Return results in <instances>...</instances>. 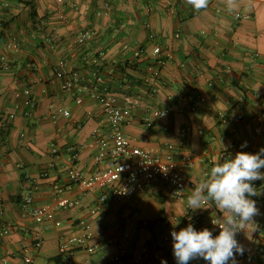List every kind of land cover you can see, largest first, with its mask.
I'll return each instance as SVG.
<instances>
[{
	"label": "crops",
	"instance_id": "crops-1",
	"mask_svg": "<svg viewBox=\"0 0 264 264\" xmlns=\"http://www.w3.org/2000/svg\"><path fill=\"white\" fill-rule=\"evenodd\" d=\"M157 44L171 57L155 78L148 67ZM127 62L134 67L118 70ZM61 70L79 79L77 89H63ZM107 91L123 105L132 98L126 134L171 154L190 196L216 164L264 148V3L234 0L229 10L228 0H208L196 10L186 0H0V264L28 256L32 264H172L173 230L198 219L212 231L226 215L210 200L190 209L164 182L124 203L101 202V189L67 188L74 166L85 177L96 168L94 131L111 129L97 97ZM255 182L259 211L236 234L245 249L236 264H264V180ZM30 193L33 206L62 195L75 204L37 223L24 206Z\"/></svg>",
	"mask_w": 264,
	"mask_h": 264
},
{
	"label": "built area",
	"instance_id": "built-area-1",
	"mask_svg": "<svg viewBox=\"0 0 264 264\" xmlns=\"http://www.w3.org/2000/svg\"><path fill=\"white\" fill-rule=\"evenodd\" d=\"M62 3L64 0H57ZM264 3V0H255ZM100 14V13H99ZM244 18H249L245 15ZM154 37V34L151 35ZM83 39L91 38V32H86L82 35ZM14 47L18 46L14 42ZM141 53L139 52L138 55ZM154 61L149 64V71L152 76L157 78L166 63V59L171 57V53L163 50L160 45H156L153 49ZM59 78H63V89L74 90L79 86V79L77 77L68 76L65 70L57 73ZM100 80V79H99ZM26 95L25 104L33 107L35 104L30 98V90L24 91ZM98 99L102 103L104 114L110 123V132L108 137H104L99 130L94 131V139L99 146V150L95 155L96 168L89 177H85L83 173L75 168L70 169L68 173V189L78 186L82 191H91L95 189L103 190L100 201L106 203L112 200L117 203H124L137 193L146 191L158 182H164L170 191V195L177 201L187 200L188 182L184 169L175 161L173 156L169 153H162L155 149L141 148L135 145L132 139L126 134L125 127L132 123L133 114L130 108L132 103L131 97H125L126 105L120 104L116 95L112 92H103L99 94ZM81 102V99H78ZM60 112L69 116L70 112L65 109H60ZM169 109L159 112L160 116L169 114ZM152 124L151 122L149 123ZM73 152V160H77L78 154ZM107 164L103 166L104 161ZM256 191L259 188L257 182H252ZM36 188V187H35ZM59 193H63L64 187L57 185ZM24 206L30 209L33 219L37 223H44L52 220L55 217L56 211L61 208L71 207L75 204L69 196H59L52 204L43 206H33V195L30 193L24 199ZM205 201L204 203H206ZM221 218H215L217 225L220 224ZM195 230L201 231L204 228L200 226L198 219L191 223ZM213 224V223H212ZM147 225V222H144ZM214 225L211 231L213 237L219 235L220 228ZM95 249L89 248L90 252ZM62 251L66 252V245L62 247ZM121 256H124V251L121 250ZM148 249H143L138 256V259H148ZM123 259V258H122ZM25 264H32L33 257L28 256L24 259ZM190 260L188 264H191ZM177 264L175 257L173 263ZM209 264V262H207Z\"/></svg>",
	"mask_w": 264,
	"mask_h": 264
},
{
	"label": "clouds",
	"instance_id": "clouds-1",
	"mask_svg": "<svg viewBox=\"0 0 264 264\" xmlns=\"http://www.w3.org/2000/svg\"><path fill=\"white\" fill-rule=\"evenodd\" d=\"M194 9L200 10L208 6V0H186ZM229 10L234 0H228ZM246 147V145H242ZM264 148L256 154L237 152L235 157H228L223 163L211 168L208 179L202 181L187 198L190 209H200L205 201L214 202L216 208L226 215L217 225L219 235L213 237L212 232L204 228L195 230L191 223L179 232L173 230V253L177 264H188L190 260L202 258L209 264H236L235 255L244 254V247L236 240L238 231L253 224V217L258 214L256 202L250 199L256 196V188L252 182L264 180ZM175 228V225H173ZM161 264H167L162 261Z\"/></svg>",
	"mask_w": 264,
	"mask_h": 264
},
{
	"label": "trees",
	"instance_id": "trees-1",
	"mask_svg": "<svg viewBox=\"0 0 264 264\" xmlns=\"http://www.w3.org/2000/svg\"><path fill=\"white\" fill-rule=\"evenodd\" d=\"M128 67H134V66H132V63L127 62V63L125 64V67H123V68H120V67H119L118 70H120V71H124L125 68H128ZM55 260L57 261L58 264L61 263V258H56Z\"/></svg>",
	"mask_w": 264,
	"mask_h": 264
}]
</instances>
